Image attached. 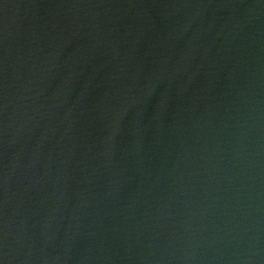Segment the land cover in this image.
Returning a JSON list of instances; mask_svg holds the SVG:
<instances>
[{
  "label": "water",
  "instance_id": "water-1",
  "mask_svg": "<svg viewBox=\"0 0 264 264\" xmlns=\"http://www.w3.org/2000/svg\"><path fill=\"white\" fill-rule=\"evenodd\" d=\"M0 264H264V0H0Z\"/></svg>",
  "mask_w": 264,
  "mask_h": 264
}]
</instances>
